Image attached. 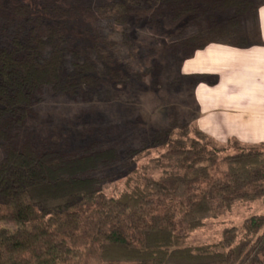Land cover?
Returning a JSON list of instances; mask_svg holds the SVG:
<instances>
[{
	"label": "trees",
	"instance_id": "trees-1",
	"mask_svg": "<svg viewBox=\"0 0 264 264\" xmlns=\"http://www.w3.org/2000/svg\"><path fill=\"white\" fill-rule=\"evenodd\" d=\"M262 4L101 0L98 14L120 27V42L97 32L94 41L74 46L71 22L81 14L75 4L43 1L36 13L23 0H0L2 15L10 12L0 17V223L16 225L0 227V264H264V215L246 218L240 230L224 228L216 243L184 244L235 202L264 198V142L230 137L222 144L178 120L137 147L60 152L29 135L20 139L45 87L72 99L104 85L136 87L140 73L121 65L114 51L138 60L139 29L171 26L178 36L173 50L188 51L185 61L210 44H260ZM185 76L192 90L216 82L207 74ZM150 151L155 156L140 164ZM103 167L118 168L123 190L106 192L110 177L97 173Z\"/></svg>",
	"mask_w": 264,
	"mask_h": 264
},
{
	"label": "rangeland",
	"instance_id": "rangeland-1",
	"mask_svg": "<svg viewBox=\"0 0 264 264\" xmlns=\"http://www.w3.org/2000/svg\"><path fill=\"white\" fill-rule=\"evenodd\" d=\"M23 1L36 13H40V4L43 1L55 2L65 7L69 2L75 4L81 14L76 21L71 22L74 46L94 41L97 32H102L108 40L120 42V27L113 21L104 20L98 14L97 7L101 0ZM9 15V10L3 15L0 12V17L4 19ZM146 15L147 13L139 15L141 22L146 20ZM143 25L141 23V26ZM138 32L141 37L136 44L139 49L136 57L138 60L133 59V52L128 53L117 48L116 52L114 51L116 60H119L121 65L129 71L134 68L140 73L136 87L104 85L82 99L54 96L49 88L45 87L33 107L32 117L25 122L27 133L21 135L20 139L29 135L43 143L46 149H57L60 152L71 151L76 146L80 147L79 145L94 150L110 144L117 148L137 147L152 130L173 120L186 121L189 124H195L199 120L206 131L211 132L224 144L227 136L236 130L229 127L228 132L224 127L213 124L207 111L227 114L231 113L232 108L221 103V99L211 98L204 92L203 94V89L198 92L202 103L197 102L196 105L192 90L193 80L186 78L188 70L182 61L188 51L173 50L178 37L174 35V29L171 26L164 30L141 28ZM224 64L225 66L220 68L222 77L235 82L228 62ZM258 102L264 105V100L259 99ZM210 128L212 130H209ZM256 132L259 134L257 138L249 136V130L242 131V140L250 142L264 138V130ZM150 152L152 153L144 157L140 164L147 163L149 157L155 156L153 151ZM3 155L4 149L0 145V158ZM117 169L103 167L97 171L110 177L105 189L109 194H116L125 187V178L115 177ZM158 174L155 172L154 176ZM252 215H264V198L253 202H235L229 212L206 219L201 226L191 231L184 244L195 247L216 243L220 240L224 228L234 227L240 230L243 221ZM0 227L13 229L16 225L0 223Z\"/></svg>",
	"mask_w": 264,
	"mask_h": 264
},
{
	"label": "crops",
	"instance_id": "crops-1",
	"mask_svg": "<svg viewBox=\"0 0 264 264\" xmlns=\"http://www.w3.org/2000/svg\"><path fill=\"white\" fill-rule=\"evenodd\" d=\"M258 23L260 44L255 43L246 48L210 44L194 52L184 61L188 70V74L185 75L207 74L216 78L214 84L201 82L194 87L193 97L196 105H198L197 102L202 103L199 100L198 92L203 89L202 93H207L211 98L221 99V103L231 106V113L221 114L220 112L207 111V115L213 124H218L221 128L224 127L225 131L230 128L236 130L230 133L226 140L236 137L245 144L264 142V138L250 142L242 140V134H244L242 131L244 130L251 131L249 136H256L255 138L259 136L256 131L264 130V105H261L262 102L257 103L259 99L264 100V4L258 9ZM224 62H228L235 82L222 77L220 68L225 66ZM195 125L217 140L211 132L203 128L199 120Z\"/></svg>",
	"mask_w": 264,
	"mask_h": 264
}]
</instances>
